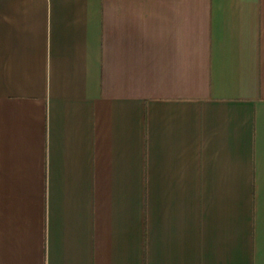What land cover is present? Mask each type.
Segmentation results:
<instances>
[{
    "label": "crops",
    "instance_id": "crops-1",
    "mask_svg": "<svg viewBox=\"0 0 264 264\" xmlns=\"http://www.w3.org/2000/svg\"><path fill=\"white\" fill-rule=\"evenodd\" d=\"M0 264H264V0H0Z\"/></svg>",
    "mask_w": 264,
    "mask_h": 264
}]
</instances>
